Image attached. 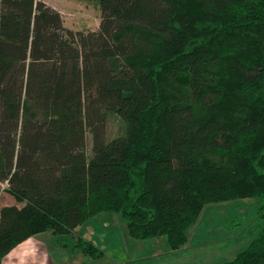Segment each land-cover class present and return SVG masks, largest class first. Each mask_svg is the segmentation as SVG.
Segmentation results:
<instances>
[{
	"label": "trees",
	"instance_id": "obj_1",
	"mask_svg": "<svg viewBox=\"0 0 264 264\" xmlns=\"http://www.w3.org/2000/svg\"><path fill=\"white\" fill-rule=\"evenodd\" d=\"M98 1L83 32L42 1L0 0V194L16 203L0 209V264L101 213L171 251L210 205L258 198L264 221V0ZM108 113L125 128L110 141ZM212 264H264V226Z\"/></svg>",
	"mask_w": 264,
	"mask_h": 264
},
{
	"label": "rangeland",
	"instance_id": "obj_2",
	"mask_svg": "<svg viewBox=\"0 0 264 264\" xmlns=\"http://www.w3.org/2000/svg\"><path fill=\"white\" fill-rule=\"evenodd\" d=\"M37 1H42L59 12L65 28L83 32L98 29L101 19L98 0ZM124 131L122 121L115 114L108 113L105 126L106 140L110 141L120 137ZM91 149L92 133L87 130L86 152L88 156H91ZM8 201L11 202L14 199L3 191L0 194V206L7 205ZM260 204L261 200L252 198L207 206L191 231L193 233L194 230L191 245L200 243L204 246L200 247L197 252L191 253V256L184 254L176 257V255H161V252L154 254L152 250L151 252L147 249L140 250L136 245L132 247L127 242L131 237L126 224L123 222L120 227L122 234L116 224L113 227L118 232H114L117 237H113V243L99 249L104 257L95 258L89 264H212L231 261L236 254L245 250L262 231L264 221L258 214ZM112 216L119 218L115 214Z\"/></svg>",
	"mask_w": 264,
	"mask_h": 264
},
{
	"label": "crops",
	"instance_id": "obj_3",
	"mask_svg": "<svg viewBox=\"0 0 264 264\" xmlns=\"http://www.w3.org/2000/svg\"><path fill=\"white\" fill-rule=\"evenodd\" d=\"M12 205H16L15 201H11L7 205H1L0 209ZM112 215L101 213L90 219L85 225L77 227L70 236H56L51 233H42L31 237L9 252L2 259L1 264H89L95 258L84 255L76 247V241L81 239L90 242L100 250L101 248L110 246L109 244L113 243V237H117V234L114 232H118L119 230L122 234L120 227L123 224L122 220ZM116 224L119 227L118 230L113 227ZM191 236L193 238L194 230L193 233L190 232L187 244L178 251H171L164 237L146 241L128 238L127 242L132 247L136 245L140 250L147 249L150 252L152 250L155 252L154 254L161 252V255H176V257H181L184 254L191 256V253L197 252L200 247L204 246V244L200 245V243L191 245ZM100 257H104V254Z\"/></svg>",
	"mask_w": 264,
	"mask_h": 264
}]
</instances>
